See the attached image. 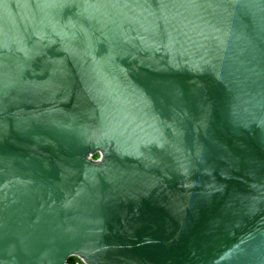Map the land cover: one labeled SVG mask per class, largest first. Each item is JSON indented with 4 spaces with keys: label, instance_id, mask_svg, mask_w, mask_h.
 I'll list each match as a JSON object with an SVG mask.
<instances>
[{
    "label": "water",
    "instance_id": "1",
    "mask_svg": "<svg viewBox=\"0 0 264 264\" xmlns=\"http://www.w3.org/2000/svg\"><path fill=\"white\" fill-rule=\"evenodd\" d=\"M70 256L264 264V0H0V264Z\"/></svg>",
    "mask_w": 264,
    "mask_h": 264
},
{
    "label": "trees",
    "instance_id": "2",
    "mask_svg": "<svg viewBox=\"0 0 264 264\" xmlns=\"http://www.w3.org/2000/svg\"><path fill=\"white\" fill-rule=\"evenodd\" d=\"M97 156H98V152L93 153V157H97ZM74 258L77 259L76 256H70V257H68L67 261H68L70 264H76V263H75V260H76V259H74ZM82 264H83V263H82Z\"/></svg>",
    "mask_w": 264,
    "mask_h": 264
},
{
    "label": "built area",
    "instance_id": "3",
    "mask_svg": "<svg viewBox=\"0 0 264 264\" xmlns=\"http://www.w3.org/2000/svg\"><path fill=\"white\" fill-rule=\"evenodd\" d=\"M76 260H77V261H80L81 259H80L79 257H77ZM76 260H75V261H76ZM81 261H82V260H81ZM81 261H80V262H81ZM82 262H83V261H82ZM75 263H76V262H75ZM77 263H78V262H77ZM77 263H76V264H77ZM68 264H70V263L68 262Z\"/></svg>",
    "mask_w": 264,
    "mask_h": 264
},
{
    "label": "rangeland",
    "instance_id": "4",
    "mask_svg": "<svg viewBox=\"0 0 264 264\" xmlns=\"http://www.w3.org/2000/svg\"><path fill=\"white\" fill-rule=\"evenodd\" d=\"M92 156H93V155H92ZM74 259H76V258H74ZM80 261H81V260H80ZM80 261H77V260H76L75 262H76V263L78 262L77 264H82L83 262H82V261L80 262ZM83 264H84V263H83Z\"/></svg>",
    "mask_w": 264,
    "mask_h": 264
}]
</instances>
